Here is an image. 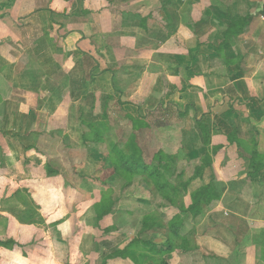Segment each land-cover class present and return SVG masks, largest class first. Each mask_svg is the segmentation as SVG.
<instances>
[{"label": "crops", "instance_id": "0c3cea01", "mask_svg": "<svg viewBox=\"0 0 264 264\" xmlns=\"http://www.w3.org/2000/svg\"><path fill=\"white\" fill-rule=\"evenodd\" d=\"M131 145L149 171L118 168ZM127 178L153 195L177 179V204L137 215L158 232L176 215L171 264H264V0H0V261L97 259L81 212L97 228L98 193ZM208 185L216 199L183 220ZM124 225L95 242L114 245L104 264L161 252L116 238Z\"/></svg>", "mask_w": 264, "mask_h": 264}, {"label": "rangeland", "instance_id": "374dc122", "mask_svg": "<svg viewBox=\"0 0 264 264\" xmlns=\"http://www.w3.org/2000/svg\"><path fill=\"white\" fill-rule=\"evenodd\" d=\"M116 122H117V120H116ZM159 123H166V122L165 121H162V122L159 121ZM126 133H127V131L122 132L121 129L116 130L114 132L113 139H117V137H127V135L125 136ZM131 149H133L132 146L130 148L126 147L124 150L129 152ZM57 151L58 150L56 148H53V149H51V154L56 155L58 153ZM65 151H66V165L65 166H66L67 172H69V170H70L69 165L71 162H73L75 160V158H77V156H75V158H74V154L72 153V151H70L69 149L67 150V148L61 149L59 152L62 154ZM87 152H90V151L86 147V150L83 149L82 151H80L81 155L78 157H80V158L85 157ZM145 154L148 157L149 152L146 151ZM69 156H71V157H69ZM164 159L165 158L162 157V160H164ZM166 176H168V175H166ZM135 177H138V176H135ZM127 179L120 180V181L118 180V183L114 182V184H113L115 186L114 189L113 188L108 189V187L105 186L103 191H101V193H98L97 197L100 199L99 201H101L102 205H104L105 208H101L96 212L98 218L102 217L101 219H99L100 224L97 226V228H95L94 224L92 225L91 220L89 219L90 216H92V214H93V216H95V212L90 213V211H87V212L83 211V212H81L82 216L79 215L80 219L82 218V220H83V224H82L80 230H86V232H87L85 235V238H82L83 253H84V250H86V251L88 250L90 252L96 251L97 253H98V251L102 252V254H98L97 259L90 257L91 255L89 253L84 254L85 256H83V258L81 259V262H83V264H104L103 262L105 261V257L108 255V252L114 250L113 249L114 245H112V244H106L105 245L103 243H99V245L96 243V245H95V242L98 241L99 238H102V239L106 238L105 235L109 231L119 232L120 228L122 227L123 222L125 223L126 226L125 225L123 226V230L119 234H117L116 238H134V239L147 238L148 240H150L151 244L159 246L161 248V252H157L158 249L156 250V252H153V249H151L150 254L145 255L146 257L135 259L136 264H159V262L161 264H171V262H169L170 258L168 256H166L165 253L167 252V250H169L171 248V244L174 242L173 234L175 235V232L172 234V232H170V230H171V226H172L171 224L172 223L175 224L176 215L173 218H172V216L170 217L168 208H166L164 211H162L161 212L162 219L160 220L161 229L159 230V232H158L157 227H155L153 229V226L151 223L150 224L147 223L146 226H145V224L144 225L142 224L143 226H145V228L139 227L137 215L144 213V211H149L150 213H153V209L151 210L152 207H150V206L154 203V201L156 203H160L158 201L159 197L161 198V205L163 206V208L171 205L170 203H172V205L177 204L180 201V198L183 197V196H180L179 194H177L176 187L174 186V183L177 181V179H175L173 181L174 183L170 182V185H168V184L166 186L162 185L163 186L161 188L162 192L161 193L159 192V195L157 193L155 195L150 193L149 189L152 186L149 184V182L147 180H144V181L138 180V181H141L142 183L146 184V185H144L146 187L144 188V190L142 192V190H140V186H138L139 183L136 182L137 181L136 178L130 179V180H129V178H127ZM126 180L128 181V184H127ZM107 183L110 184L109 182H107ZM161 183L166 184L169 182H165L164 179L162 178ZM147 187H149V189H147ZM100 188H102V186ZM204 188H205V190H204ZM157 189H159V188L157 187ZM215 189L216 188H214L213 185L212 186L208 185L207 187H203L199 190H195V192L193 193V196H192V205L189 206L188 209H180V211H179L180 212L179 214L182 215L183 220L186 219V213L188 214V212H190L192 215L196 214L197 212L199 213V209H201V205L203 203H205V204L206 203H208V204L212 203L217 197ZM165 190H167L168 192H166ZM148 191L150 194L148 193ZM142 193L143 194L145 193L146 197L148 196L146 199L149 201H145L146 199H141L143 197H139L142 195ZM136 201L138 202L137 203L138 205H141L140 203L146 205L145 210L140 208V206L134 207L135 205H137ZM165 204H167V205H165ZM157 206L160 207L159 205H157ZM132 208H133V210H132ZM89 210H91V208ZM127 211L132 214L131 217L127 214ZM104 217H108L107 222L109 224V227L106 226V223H103L102 219ZM124 217H130V219H125ZM131 218H134V219H131ZM140 226H141V223H140ZM128 228H129V233H128ZM139 229L142 232L138 235L137 232ZM181 230L182 229H180V231ZM93 232L95 233L96 238H94L91 235V233H93ZM176 234H177V232H176ZM87 236H88V238L86 239ZM155 238H159V239H161V241L156 240ZM84 239H85V241H83ZM134 239H132V241ZM186 239L187 238H179V240H181L182 242H186ZM189 243L193 246L191 239H189ZM260 244H262L261 240H260ZM11 245H13V240H11V239H6L4 241H0V248H1L0 253L2 254L1 256H3L4 254H10L11 255V253L9 252L10 251L9 248L13 247ZM145 249L146 248H144V250ZM236 252H238V246H237ZM103 256H105V257H103ZM256 262H258V261H256ZM0 264H7V260H5L2 257ZM66 264H68L67 261H66Z\"/></svg>", "mask_w": 264, "mask_h": 264}, {"label": "trees", "instance_id": "16d2710c", "mask_svg": "<svg viewBox=\"0 0 264 264\" xmlns=\"http://www.w3.org/2000/svg\"><path fill=\"white\" fill-rule=\"evenodd\" d=\"M132 146V145H131ZM129 146L128 148H130ZM133 149H131L129 152L122 150L121 153H119L118 157V168L125 172V173H133L134 171H137V166L141 168L140 170H143L144 172H147L148 167L144 164H139L138 159L134 157V154L136 153V147L132 146ZM124 159V160H121ZM149 171V170H148ZM134 177V176H133Z\"/></svg>", "mask_w": 264, "mask_h": 264}]
</instances>
